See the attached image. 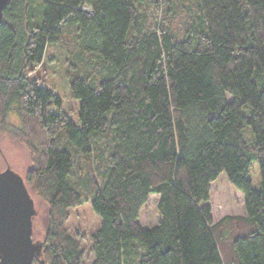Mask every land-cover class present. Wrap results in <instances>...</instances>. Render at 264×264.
<instances>
[{
	"label": "trees",
	"instance_id": "16d2710c",
	"mask_svg": "<svg viewBox=\"0 0 264 264\" xmlns=\"http://www.w3.org/2000/svg\"><path fill=\"white\" fill-rule=\"evenodd\" d=\"M56 43L71 50L78 122L35 68ZM5 129L27 146L20 176L48 207L34 264H264V0H6ZM222 173L244 214L214 222ZM86 201L100 219L88 249L67 228Z\"/></svg>",
	"mask_w": 264,
	"mask_h": 264
},
{
	"label": "rangeland",
	"instance_id": "374dc122",
	"mask_svg": "<svg viewBox=\"0 0 264 264\" xmlns=\"http://www.w3.org/2000/svg\"><path fill=\"white\" fill-rule=\"evenodd\" d=\"M90 12V11H89ZM89 12H85L89 14ZM61 43L51 44L48 46L44 61L40 65H36V70L39 73L46 71L47 83L63 98V108L68 111L69 115L78 122L77 116L72 107L73 102L69 99L67 93V79L65 78V69L67 68L68 59L72 57L71 51ZM75 49V46L72 47ZM73 51V50H72ZM77 52V51H76ZM67 62H66V61ZM7 122L10 125L20 126L19 119L14 113H11ZM249 129V128H247ZM30 165V154L27 146L22 142L12 137L7 129L0 131V173L10 168L19 175H24L25 170ZM8 179L1 181L2 188L6 187ZM33 199L36 214L33 216V230L34 239L41 240L44 236L46 226V215L48 212L47 204L34 192L30 193ZM157 195H150L149 201L144 207L140 215V221L144 226H148L146 221L155 219ZM210 204L213 221H217L225 215H243V194L232 184H230L224 174H220L218 178L211 184L210 187ZM147 208V209H145ZM69 219L67 221V228L69 232L77 231L82 235V247L88 249L87 237L98 227L100 219L91 208L90 201H86L80 206L69 209ZM87 256V253H86ZM90 260L86 264L91 262Z\"/></svg>",
	"mask_w": 264,
	"mask_h": 264
},
{
	"label": "water",
	"instance_id": "95a60500",
	"mask_svg": "<svg viewBox=\"0 0 264 264\" xmlns=\"http://www.w3.org/2000/svg\"><path fill=\"white\" fill-rule=\"evenodd\" d=\"M5 3L0 0V21ZM5 178L6 187L0 184V264H34L33 258L42 255L43 242L32 237L33 199L19 174L6 168L0 173V183Z\"/></svg>",
	"mask_w": 264,
	"mask_h": 264
}]
</instances>
